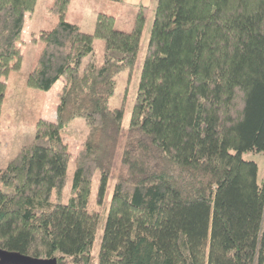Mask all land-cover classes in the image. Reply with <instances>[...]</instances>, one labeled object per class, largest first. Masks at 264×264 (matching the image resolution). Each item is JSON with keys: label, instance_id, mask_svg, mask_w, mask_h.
Listing matches in <instances>:
<instances>
[{"label": "trees", "instance_id": "obj_1", "mask_svg": "<svg viewBox=\"0 0 264 264\" xmlns=\"http://www.w3.org/2000/svg\"><path fill=\"white\" fill-rule=\"evenodd\" d=\"M69 2L52 1L58 18L25 76L41 91L61 76L67 85L58 121L37 119L0 171V249L57 264H264V178L242 156L264 153V0H155L104 215L88 210L92 178L99 173L101 204L123 118L109 99L135 66L148 6L128 32L98 12L87 33L65 19ZM35 4L0 0V77ZM97 38L102 62L82 66ZM6 90L0 79V129ZM75 118L87 131L66 196L61 134Z\"/></svg>", "mask_w": 264, "mask_h": 264}, {"label": "rangeland", "instance_id": "obj_2", "mask_svg": "<svg viewBox=\"0 0 264 264\" xmlns=\"http://www.w3.org/2000/svg\"><path fill=\"white\" fill-rule=\"evenodd\" d=\"M53 0H36L34 9L25 14L23 29L16 45L17 56L10 60L8 67L10 73L7 78L0 77L7 83L3 112L1 116L0 129V171L5 169L9 160L16 151L23 145L28 144L35 132V121L44 118L52 122L58 121V108L61 96L67 85L65 76H61L48 91H41L34 88H27L25 76L35 64V58L46 30L53 25L57 16L49 12ZM121 0L114 2L109 0H70L64 12L66 20L74 23L78 21L82 24V29L95 23L98 12H105L115 17V30L128 32L139 5L148 6V18L143 32L137 60L133 69H127L119 73L116 77L114 94L109 99V107L123 109L122 130L117 145L112 170L107 182V190L101 204L95 202L98 190L99 173L95 172L92 178L91 192L88 203L89 211L100 212L104 215L108 207L115 182V174L118 168L124 138L130 119L131 109L136 96L140 71L143 65L144 52L146 49L151 20L155 8V0ZM47 32V33H48ZM103 42L100 39L94 41L93 54L87 55L82 60V66L93 60L97 64L102 62ZM17 66V67H16ZM87 127L83 118L73 119L62 132V137L68 147L70 155L66 169L65 195L69 194V187L74 170L75 160L78 152L82 149V142L86 134ZM243 158L253 160L257 164V179L259 182L264 178V153L251 154L243 153ZM65 196V197H66ZM101 233V228H99ZM97 242L93 249L94 261L97 258Z\"/></svg>", "mask_w": 264, "mask_h": 264}, {"label": "water", "instance_id": "obj_3", "mask_svg": "<svg viewBox=\"0 0 264 264\" xmlns=\"http://www.w3.org/2000/svg\"><path fill=\"white\" fill-rule=\"evenodd\" d=\"M0 264H57L56 259H38L0 249Z\"/></svg>", "mask_w": 264, "mask_h": 264}, {"label": "crops", "instance_id": "obj_4", "mask_svg": "<svg viewBox=\"0 0 264 264\" xmlns=\"http://www.w3.org/2000/svg\"><path fill=\"white\" fill-rule=\"evenodd\" d=\"M137 1H138V3H142L140 0H136V2H137ZM77 24L79 25L80 29H81L83 32H87V33H91V32H93V29H94V24H93V23L88 24V25L86 26V29H85V30L82 29V24H81L79 21H78ZM131 26H132V25H131ZM51 27H52V25H51ZM51 27H50V28H51ZM50 28H49V29H50ZM47 32H48V30L45 31V33H44V35H43V40H44V37L46 36ZM27 88H29V87L27 86Z\"/></svg>", "mask_w": 264, "mask_h": 264}, {"label": "bare ground", "instance_id": "obj_5", "mask_svg": "<svg viewBox=\"0 0 264 264\" xmlns=\"http://www.w3.org/2000/svg\"><path fill=\"white\" fill-rule=\"evenodd\" d=\"M37 54H38V53H37ZM36 56H37V55H36ZM15 58H16V57H14V59H15ZM16 67H17V66H16ZM32 68H33V67H32ZM32 68H31V69H32ZM2 112H3V109H2ZM1 116H2V115H1Z\"/></svg>", "mask_w": 264, "mask_h": 264}]
</instances>
